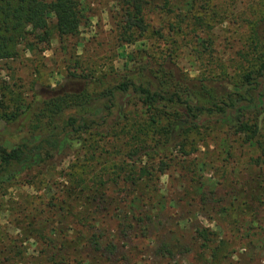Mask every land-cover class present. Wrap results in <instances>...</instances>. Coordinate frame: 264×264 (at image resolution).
Masks as SVG:
<instances>
[{
  "label": "trees",
  "instance_id": "1",
  "mask_svg": "<svg viewBox=\"0 0 264 264\" xmlns=\"http://www.w3.org/2000/svg\"><path fill=\"white\" fill-rule=\"evenodd\" d=\"M106 1L116 11L114 56L125 61L122 71L106 68L107 73L90 62L83 69L76 61L82 70L72 74L89 86L88 81L96 79L102 91L65 95L45 106L0 103V191L22 186L38 193L26 197L13 222L22 244L33 240L40 246L36 255L29 256L27 248L14 252L15 247L0 240L4 247L0 264H119L113 258L116 234L102 228L103 204L115 212L121 210L120 194L129 200H119L132 209V215L127 212L123 223H117V229L127 227L125 233L150 220L145 214L156 197L152 187L164 174L144 163L156 157L157 167L163 168L178 146L187 148L184 155L189 156L198 145L193 135L201 136L199 146L208 149L206 139L221 131L215 138L221 155L229 159L239 151L246 157V171L264 168V0ZM88 18L84 0H0V62L17 58L20 47L33 53L41 46L46 50L55 38H73ZM235 24L248 27V36L234 54L230 70L222 62L211 63L217 72L209 77L190 78L171 61L155 60L144 49L132 57L119 51L148 37H171L173 44L180 37L191 41L190 55L199 60L214 43L215 27ZM94 96L104 103L79 106ZM119 96L138 100L140 106H128L129 99L125 106H116ZM10 137L19 140L8 148ZM121 143L128 149L122 162L109 170L92 168L105 157L108 145L118 149ZM64 162H69L67 172L58 169ZM129 165L136 170L127 172ZM260 183L258 194L235 191L233 197L242 203L232 204L230 212L249 219L241 224L234 218L231 224L264 226V179ZM107 184L117 193L108 203ZM195 233L211 250L212 261L220 263L223 244L206 246L215 232L199 227Z\"/></svg>",
  "mask_w": 264,
  "mask_h": 264
},
{
  "label": "rangeland",
  "instance_id": "2",
  "mask_svg": "<svg viewBox=\"0 0 264 264\" xmlns=\"http://www.w3.org/2000/svg\"><path fill=\"white\" fill-rule=\"evenodd\" d=\"M84 4L89 18L78 35L64 40L55 38L46 50L41 46L33 53L20 47L17 58L0 62V103L5 106H45L47 102L65 95L80 96L102 91L103 88L97 84L96 79L88 81L92 83L89 86L82 77L72 76L73 72L80 74L81 68L85 69L89 62L104 67V70L112 68L117 73L122 71L125 61L114 56L117 43L113 24L116 13L114 5L106 0H84ZM155 20V17H151L153 26L159 24ZM248 33L249 29L244 24L215 27L214 43L199 60L190 55L191 41L181 40L180 37L176 38L175 44L171 37H148L144 43L128 44L119 51L132 57L144 49L155 60L165 58L171 61L174 67L190 78L201 74L209 77L217 72L216 64L211 63L222 62L230 70L233 56L241 48ZM169 54L172 57L169 58ZM76 61L81 63V68L74 64ZM222 86L227 88L228 83H223ZM128 99L131 102L128 106H140L138 100L132 101L130 97L121 96L116 99L115 105L125 106ZM92 100L78 105L101 106L104 103H99L95 96ZM221 135V131L211 133L206 139L208 149L199 146L201 136H191L198 144L193 147L195 149L192 153L186 157L184 152L188 151L187 148L181 150L179 146L175 147L163 168L157 167L156 157L150 162H141L153 172L163 170L164 175L152 187L156 190V197L150 204L154 209L151 207L152 211L150 209L145 214L150 215V220H145L140 226L134 225L133 231L125 233L127 227L122 225L117 229V223L122 224L124 217H128L127 212L132 215V209L127 203H119V200L124 203L122 194L117 197L120 211L114 212L106 203L103 204L105 214L100 218L102 228L107 233L111 231L116 234L117 251L113 258L117 257L119 264H264V226L258 223L255 227L244 225L241 228V225L230 223L234 218L241 224L245 218L249 219V216L239 212L231 213L230 206L242 203V199L236 200L233 197L236 190L255 194L260 192L258 186L261 184L260 180L264 179V168L252 167L251 171H246V157L239 151L236 152V157L229 159L221 155L215 145L218 141L215 138H220ZM18 140L17 137H10L6 146L12 147ZM106 149L105 157L99 160L100 163L92 165L97 171L112 169L114 164L124 160L128 150L122 143L118 149H112L111 145ZM257 155L258 153L255 156ZM68 163H62L58 169L67 172L70 167ZM77 169L76 165L74 170ZM132 170L136 169L130 165L126 169L127 172ZM58 182H61L60 179ZM106 187L110 191L106 194V198H110L108 203L117 193L112 185L107 184ZM37 194L33 189L22 186L0 191L2 245L15 247L14 252L27 248L29 256L36 255L40 246L33 240L22 244L20 241L23 237L13 220L17 211H22L25 207L26 197ZM199 227L215 232V236H209L211 241L206 246L212 248L223 244L220 263L213 262L211 250L202 245L203 241L195 233V229ZM2 245L0 243V250L4 248Z\"/></svg>",
  "mask_w": 264,
  "mask_h": 264
}]
</instances>
